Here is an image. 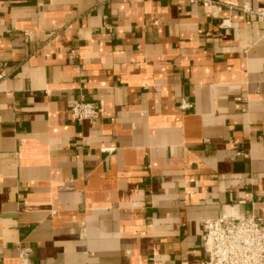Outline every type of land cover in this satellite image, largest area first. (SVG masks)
I'll return each mask as SVG.
<instances>
[{
  "label": "crops",
  "instance_id": "obj_1",
  "mask_svg": "<svg viewBox=\"0 0 264 264\" xmlns=\"http://www.w3.org/2000/svg\"><path fill=\"white\" fill-rule=\"evenodd\" d=\"M214 1L0 0L4 264H205V219L264 218V0Z\"/></svg>",
  "mask_w": 264,
  "mask_h": 264
},
{
  "label": "built area",
  "instance_id": "obj_2",
  "mask_svg": "<svg viewBox=\"0 0 264 264\" xmlns=\"http://www.w3.org/2000/svg\"><path fill=\"white\" fill-rule=\"evenodd\" d=\"M190 2H201L203 6L211 8L213 14H218L222 5L214 0H190ZM243 11L253 13L259 20L264 21V7L254 10L244 6ZM105 27L109 34H114V28L110 22H105ZM3 75L2 71L0 78ZM179 107L190 110L194 107V103L183 97ZM71 111L78 122L84 120L96 122L100 116L99 105L87 100L84 94L72 105ZM237 155H244V153L238 151ZM202 245L209 255L205 264H264V218L257 214H249L241 217L205 219ZM17 250L21 264H31L32 248L19 242ZM0 264H4L2 257H0Z\"/></svg>",
  "mask_w": 264,
  "mask_h": 264
}]
</instances>
